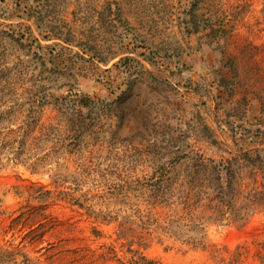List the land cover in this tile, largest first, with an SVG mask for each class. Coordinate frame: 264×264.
I'll return each instance as SVG.
<instances>
[{"label": "rangeland", "instance_id": "obj_1", "mask_svg": "<svg viewBox=\"0 0 264 264\" xmlns=\"http://www.w3.org/2000/svg\"><path fill=\"white\" fill-rule=\"evenodd\" d=\"M191 1L0 0L8 52L0 84L18 92L0 105V116H12L2 133L27 137L17 159H0V264H76L92 237L90 221L67 203L46 210L77 219L75 228L62 223L38 239L36 224H11L25 205L14 186L28 183L86 192L96 208L140 217L161 236L143 248L160 264H226L233 252L240 264H264V0H198L200 19L219 16L213 40L206 29L185 31ZM126 29L146 43L112 41ZM75 93L95 103L80 106ZM195 152L238 157L232 209L186 183ZM161 182L168 190L159 201ZM244 210L246 222L233 219ZM97 227L105 237L96 242L117 245L116 221Z\"/></svg>", "mask_w": 264, "mask_h": 264}, {"label": "trees", "instance_id": "obj_2", "mask_svg": "<svg viewBox=\"0 0 264 264\" xmlns=\"http://www.w3.org/2000/svg\"><path fill=\"white\" fill-rule=\"evenodd\" d=\"M27 1L28 0H15L16 3L24 4H26ZM32 1L37 5L39 3V0ZM194 3L195 6H193ZM198 3H201V1H191L189 9L193 17L191 20H187L183 27L187 33L198 32L200 30L206 29V31L203 32L204 35L208 36V38L210 37L209 39L213 40L221 33V29L219 28L222 26L217 25L218 23L216 22L219 20V16L218 14L211 13L203 17V20L200 19L198 17L200 4ZM35 11L37 12V10ZM110 13L112 14V12H109V14ZM113 18H109L110 21H116L118 19ZM112 36L113 42L114 39L115 42L119 41L120 43L122 38H129L133 40V42H140L143 44L146 43L145 33H136L135 30L129 31L126 29V32L114 31ZM88 48L98 54H101L104 51L102 48H96L93 46L87 47V49ZM107 52L110 54L115 53L113 50H111V48H108ZM155 53L156 52H154V54ZM7 55V48L2 45L0 50V72L3 70H8ZM17 64L23 65V61L19 57ZM6 77L8 79L6 82H10L9 80L12 76L6 75L5 78ZM16 93H18L17 88H14V86L10 83L0 84V105L6 102H11L12 100L10 99V96ZM76 96L80 106L88 107L90 103H95V101L91 100V98L88 96ZM8 106L10 107V104ZM10 117L12 116H0V159H12V157L8 156L12 155V152L14 154L13 158L17 159V157H15L17 152H15V150H21L26 146V134L17 133L16 136H10L9 134L2 133V129L8 127V125L11 123ZM80 135L78 134L76 136V141L81 140ZM190 158L195 161L193 163V166L195 165V167L188 173L189 178H192V180H188L186 183L189 182L192 187L195 184L204 186L201 188L204 189V191H207L206 189H210L214 200H216L219 204L232 209L234 207L233 201L235 188L238 184L237 179H239V176L235 174V169L232 167L235 163H237L238 157L226 158L224 161L220 160L215 162L213 159L205 157L202 153L195 152L193 157L191 156ZM239 159H244V161L247 160V162L253 166L252 169H259V166L254 164L256 160L251 159L249 155L242 154ZM32 166L33 168L37 169V167L33 164ZM237 168H239V166H237ZM261 171L263 173L262 178H264V170ZM163 172L167 174L170 172V170L165 168ZM208 179L210 184H201L203 181ZM183 183L185 184L184 181ZM164 186L165 185H163L162 182L158 184L157 189L159 192L162 188V191L158 196L159 201L164 200L163 197H165L167 193L168 189ZM14 187L15 192L18 193L19 196L25 195V205L20 207V213H18L15 217H12L11 224H19L20 221H24L23 225L26 224L28 227L36 224V229H31L30 233L34 234V236L38 239L41 238L44 233L62 223L70 228L76 227V223L78 221L77 219L73 220L70 217L61 219L60 216L47 211L46 208L51 202L67 203L72 207H76L78 213L84 216L86 220L90 221V232L92 237H86V242L88 241L87 239H89L90 242L84 243L78 246L76 249L73 259L76 264H160L156 259L148 257L143 252V248L146 247L148 238L151 236H157L160 239L161 236L153 235L156 230L150 229L148 224L143 222L139 216V218L136 220L129 216H122L119 218L117 215L109 214V212L104 209L96 208V206H94L93 203L89 201L86 192H81L75 196L67 190H54L48 186L37 183H28L21 186L15 185ZM250 210L252 211L253 209ZM248 215L249 214L246 210L243 211V214L240 212H235L233 219L240 222H246ZM114 221H116V229L113 240H118L117 245L114 244V242H96V239L101 238V236L104 235L97 226L100 224H109ZM189 239H192L191 241H196L193 238ZM259 244L262 248L261 250H264V240L260 241ZM261 250L257 252L259 255L258 257L264 258V254H262ZM240 255L241 252H233L225 263L240 264L238 262V256Z\"/></svg>", "mask_w": 264, "mask_h": 264}]
</instances>
